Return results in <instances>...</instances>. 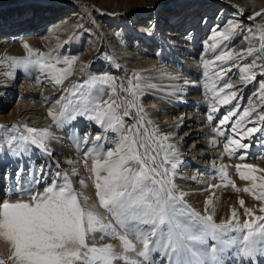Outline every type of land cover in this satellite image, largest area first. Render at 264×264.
Segmentation results:
<instances>
[{
  "label": "bare ground",
  "instance_id": "6f19581e",
  "mask_svg": "<svg viewBox=\"0 0 264 264\" xmlns=\"http://www.w3.org/2000/svg\"><path fill=\"white\" fill-rule=\"evenodd\" d=\"M42 1L45 0H0V100H6V105L13 106L12 122L5 125L0 122V126H21L18 130L13 129L9 135L17 132L27 135L22 127L24 125L47 130L51 136L48 148L52 155H46L34 146L19 159L0 154V198L13 194V185L17 183L16 170L18 165H22L26 170L27 181L32 180V173L40 180L39 183H33L34 189L43 191L44 185L48 183L49 186L58 179L57 172H67L81 201L87 197V205H98L89 170L91 160L85 166L83 152L93 148L94 143H103L105 150L114 147L111 141L117 138V134L111 130L103 133L97 123L82 115L58 125L49 116V111L59 113L64 106L65 115L70 114L76 108L75 104L72 107L69 103L73 91L76 92L73 100L77 97V106L80 104L82 107L90 92L103 89L102 94H98L101 105L105 106L103 102L109 101L112 91L110 84L114 82L116 95L113 99L120 105L119 115L127 119L125 131L136 123L137 110L142 108L148 132L157 129L159 133L170 137L166 145H174L182 161L174 182L187 193L185 200L191 209L204 215L205 202L211 200L207 212L213 215L216 224L227 222L234 209L242 225L244 220L250 219L239 203L243 199L244 207L254 209L255 215H264L259 212L261 202L251 193L243 191L251 187V181L240 180L235 171L236 164L245 162L264 168V132L254 134L252 140L246 138L242 141L251 144L248 149H238L233 156L224 151L226 137L240 140L243 128L253 126L246 122L251 118H246L245 123L237 125L239 130L233 131V125H236L245 108H255L252 113L254 123L257 127L264 126V122L259 119L264 114L260 87L261 82H264V73L260 68L252 67L250 71L256 73L255 78L246 81L240 79L239 70L241 66L250 65L259 55L253 52L249 56L246 50L260 46L259 39L253 40L252 37L254 34L259 36L256 26L264 25V16L250 17H254L257 12H264V0H208L205 8L200 2L193 3L197 0H65L89 2L104 14L93 17L85 15L80 9L71 11L72 8L67 9L56 3L42 4ZM148 11L150 14H147ZM229 24L238 27L228 40H221L217 32H224ZM186 29L191 32L187 34ZM198 38L200 41L196 42ZM214 42L217 44L215 49L212 48ZM24 43L34 53H44L46 59L49 54L53 58L76 57L71 74L61 85H56L46 71L33 65L34 70L25 71L17 79L16 68L10 60L13 57H26V50L22 46ZM104 47L107 50L102 52ZM141 47L142 50H139ZM229 50L234 57L240 54L243 58L229 60L227 64L215 60L217 55ZM37 58L34 56L32 59ZM205 61H211L207 68ZM256 64H261V61L256 60ZM66 67L63 63L56 64L57 69ZM130 68H137L139 72L132 74L128 71ZM222 68H230V71L223 72ZM105 74L113 77V81L95 85L91 89L88 87L90 78ZM137 76L140 77V88L136 107H133L137 110L126 118L123 113L127 104L120 98L133 100L127 89L130 82H137ZM129 77L131 79L126 82L125 79ZM225 81L233 83L234 88L218 92ZM121 85L124 91H121ZM231 91H235L236 96L229 103L217 102ZM149 104H155V107L151 110L147 107ZM213 106L216 111H212ZM230 109L236 115L221 125L219 121ZM209 115L213 116L212 121L208 120ZM148 121H151L150 125ZM218 131L223 134H218ZM85 134L93 137L97 134L106 135L107 141L85 144ZM77 137L79 144L76 143ZM242 152L248 154L246 161L236 158ZM188 159L191 162L185 165ZM222 165L227 166L228 178L238 191L232 190V184L220 177L218 170ZM41 166L44 167L42 179ZM73 170L75 175L72 174ZM209 185L218 187L209 188ZM255 191L258 193L261 189ZM98 211L108 215L103 209ZM236 222L233 220V225ZM94 235L98 246L110 243L120 250L118 239L105 237L101 240V233ZM5 243L0 240V249ZM136 247L139 250L142 245L137 244ZM128 255L140 259L135 257V253ZM154 258L160 264L159 253H154ZM115 264H123V261H116Z\"/></svg>",
  "mask_w": 264,
  "mask_h": 264
},
{
  "label": "snow or ice",
  "instance_id": "6c2138e0",
  "mask_svg": "<svg viewBox=\"0 0 264 264\" xmlns=\"http://www.w3.org/2000/svg\"><path fill=\"white\" fill-rule=\"evenodd\" d=\"M255 16H264V12H257L250 19ZM236 27L235 24H229L224 32H217V35L221 40H228ZM256 32L259 36L254 34L252 39L258 38L260 46L256 49L249 47L246 52L249 56L253 52L259 55L250 65L240 67L241 80L251 81L255 78L256 73L250 71L252 67H258L264 73V25H257ZM22 46L26 50V57L11 58V65L24 68L38 65L56 85H61L71 74V67L77 59L74 56L53 58L51 54L46 59L44 53H34L27 43ZM216 47L214 42L212 48ZM34 56L38 58L33 60ZM235 58L243 57L240 54L234 57L229 50L217 55L215 60L227 64ZM256 60L261 61V64H256ZM60 63L67 67L57 69L56 64ZM209 63L211 61H205L206 68ZM221 71L227 72L230 68H222ZM139 80L137 76L135 84L129 83L127 91L133 96L132 101L120 98L127 104L123 113L125 117L131 116L129 109L136 107ZM112 81L113 77L108 74L92 77L88 87L91 89ZM110 87L111 102L104 101L105 106L101 105L99 99L103 89H97L88 94L89 98L82 107L78 105L68 115H65L63 106L59 113L49 111V116L58 125L83 115L97 123L103 133L109 130L117 133V138L111 141L114 147L106 150L103 143H94L107 141L106 135L97 134L93 137L85 134L83 137L85 144L94 143V147L85 150L83 156L85 166L91 160L89 170L98 205H87V197L81 201L80 195L72 188L67 172H57L58 179L39 191L32 186L40 182L36 174L32 173V180L27 181L25 168L18 165L13 194L0 198V239L9 246L7 257L0 256V264H115L116 261H123V264H157L154 253H159L160 264H165V261L167 264H264V215H255L254 209L244 207L243 199L239 203L250 219L244 220L242 225L234 209L227 222L216 224L213 215L207 212L211 200L205 202L204 215L191 209L185 200L187 193L174 182L182 161L175 146L166 145L170 137L159 133L157 129L148 132L142 108L137 110L136 123L125 131L126 121L119 115L120 105L113 99L116 95L114 82ZM260 87L261 99L264 100V82H261ZM226 88L233 89V83L225 81L217 91L224 92ZM124 90L121 85V91ZM72 94L75 96L76 92ZM235 96L236 92L231 91L217 102L227 104ZM212 111H216L215 106ZM254 111L255 108H245L236 125H233V131H237V125L251 118L246 122L253 126L243 128L240 140L226 137L224 151L229 156L235 155L238 149L251 147L250 143L242 142L244 139L252 140L254 134L264 132V126L257 127L254 123ZM233 115L236 113L230 109L219 123L225 124ZM259 119L264 122V114ZM208 120L212 121L213 116L209 115ZM147 123L150 125L151 121ZM19 127L0 126L3 133L0 136V154L19 159L34 146L46 155H52L48 148L51 136L47 130L24 125L22 127L27 135L18 132L9 135ZM218 134L223 133L218 131ZM79 142L77 137L76 143ZM236 158L246 161L248 154L242 152ZM56 166L60 167L59 164ZM235 171L240 180L251 181V187L243 191L251 193L261 202L259 212L264 213V168L245 162L236 164ZM218 172L222 180L235 187L228 178L227 166L222 165ZM257 173L261 175L257 176ZM72 174H76L75 170ZM43 176L44 167L41 166L40 178ZM213 187L218 186L209 185V188ZM257 188L261 189L258 193L255 191ZM98 209H103L108 215L101 214ZM233 220L237 221L235 225ZM95 233H101V240L105 237L118 239L120 250L110 243L98 246ZM89 236H92L91 244L87 242ZM137 244L142 245L139 250ZM128 253H135V257L140 259L130 257Z\"/></svg>",
  "mask_w": 264,
  "mask_h": 264
},
{
  "label": "rangeland",
  "instance_id": "374dc122",
  "mask_svg": "<svg viewBox=\"0 0 264 264\" xmlns=\"http://www.w3.org/2000/svg\"><path fill=\"white\" fill-rule=\"evenodd\" d=\"M43 3L42 4H49V3H56L57 5H60V6H63V7H65V8H67V9H69V8H72L71 9V11L73 10V9H80V10H83L84 11V13H85V15H89V17H93L94 15H96V14H99V16H104V14H103V12L100 10V9H98V7H96V6H94L93 4H91V3H89V2H69V1H65V0H45V1H42ZM197 2H200L201 3V6L202 7H204L205 8V5L207 4V2H208V0H197V1H195V2H193V3H197ZM29 3L30 4H32V2L31 1H29ZM33 6V5H32ZM208 7H209V5H207ZM19 7H27V6H19ZM34 7H36V6H34ZM168 7V6H167ZM167 7H165V8H167ZM205 11H206V9H204ZM70 11V12H71ZM162 12H165V11H167V10H161ZM149 13H147V14H150V11H148ZM152 13V12H151ZM145 14V13H144ZM144 14H141V15H144ZM141 15H137V16H141ZM142 18V17H141ZM29 20V19H28ZM28 20H25L26 22L28 21ZM25 21H21L20 23H22V22H25ZM25 22V23H26ZM1 24H2V22H0V26H1ZM201 27V26H200ZM7 29V28H6ZM191 32V30L190 29H186V33L188 34V33H190ZM198 32H202V30H199ZM200 40H199V38L196 40V42H199ZM142 48L143 47H141V48H139V50H142ZM107 50V48L106 47H104L103 48V51L102 52H105ZM14 58V57H13ZM15 58H17V57H15ZM19 58H21V57H19ZM16 68V78L17 79H19V77H21V75L25 72V71H29L30 69L31 70H34V68L32 67V66H30V67H28V68H24V67H15ZM103 69V68H102ZM128 71H130L132 74H135V73H137V72H139L138 70H137V68H130V70H128ZM131 79V77H129L128 79H125L126 80V82H128L129 80ZM28 82H30L31 80H27ZM73 97L74 96H72L71 97V99H70V104H71V106L73 107V106H75L76 105V108H77V97L73 100ZM80 100V99H79ZM150 101V100H149ZM140 103L142 102V99L139 101ZM75 104V105H74ZM79 106H81L80 104H78ZM64 107V106H63ZM147 107H149V109H153L154 107H155V104H149V105H147ZM12 109H13V106H8V105H6V100H0V122L2 123V124H9V123H11L12 121H11V119L13 118V112H12ZM130 110V112H132V111H135V110H137V109H134L133 107L132 108H130L129 109ZM83 116V115H82ZM126 118H128V117H126ZM85 119V118H84ZM87 119V118H86ZM125 121H127V119H124ZM8 121H10V122H8ZM263 125H264V123H263ZM184 130H187V129H185L184 128ZM113 132V131H112ZM114 134H117L116 132H113ZM189 162H191V160L190 159H188V160H186L185 161V165H187ZM257 176H258V174H256ZM71 180V179H70ZM63 181H61V183H62ZM72 182V181H71ZM48 184V183H47ZM47 184L46 185H44V186H47ZM72 188H73V190L76 192V190H75V186H74V184L72 183ZM232 190H234V191H238L237 190V188H235V187H232ZM77 193V192H76ZM80 199H81V197H80ZM107 214V213H106ZM1 240V239H0ZM89 240V241H88ZM87 242L89 243V244H91L92 243V236H89L88 238H87ZM98 245V244H97ZM6 248V249H5ZM9 249V246L7 245V243H5L2 247H1V249H0V256H2L3 258H6L7 257V255H8V250ZM3 252V254H1Z\"/></svg>",
  "mask_w": 264,
  "mask_h": 264
}]
</instances>
